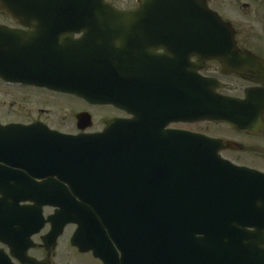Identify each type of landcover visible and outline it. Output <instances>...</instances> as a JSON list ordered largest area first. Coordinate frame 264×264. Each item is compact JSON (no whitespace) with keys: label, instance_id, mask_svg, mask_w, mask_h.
Returning <instances> with one entry per match:
<instances>
[{"label":"flooded vegetation","instance_id":"flooded-vegetation-1","mask_svg":"<svg viewBox=\"0 0 264 264\" xmlns=\"http://www.w3.org/2000/svg\"><path fill=\"white\" fill-rule=\"evenodd\" d=\"M105 1L127 11L165 0ZM174 4L207 6L230 26L231 37L223 40L219 31L190 29L187 15L163 14L133 16L135 30L118 22L129 16H55L56 21L77 22L73 30L57 35L35 30L37 21L49 18H19L0 10V25L7 29L0 32V204L11 193L25 212L11 222L8 235L0 233V252L13 263L24 264L26 248L27 256L42 264H128L127 255L106 228L99 239H82V249L73 243L79 229L76 221L66 223L54 240L48 238L65 220L58 198H73L72 210L81 202L58 173L63 160L56 157V135L105 134L110 121L136 119L140 127L157 130L159 126L164 132L223 141L228 145L219 149V157L264 175V0H179ZM212 53L231 54V65L201 57ZM84 84L95 97L85 98L64 88ZM190 84L202 85L194 89V98L207 95L219 107L248 116L250 127L190 114ZM148 147L156 150V146ZM99 177L94 179L109 182L104 187L117 189L104 194L121 198L128 193L121 175ZM81 183L89 189V181ZM56 184L67 191H56ZM150 187L156 196L155 178ZM105 207L112 213L113 203ZM97 211L91 209L96 219L104 218ZM36 224L39 230L29 235ZM94 243L106 255L89 249ZM154 259L160 262L144 264L173 260L169 255Z\"/></svg>","mask_w":264,"mask_h":264},{"label":"water","instance_id":"water-1","mask_svg":"<svg viewBox=\"0 0 264 264\" xmlns=\"http://www.w3.org/2000/svg\"><path fill=\"white\" fill-rule=\"evenodd\" d=\"M176 1L179 0H165L126 11L105 0H0V9L19 18H49L37 21V26L44 28L36 27L35 30L57 35L73 30L77 22L56 21L52 19L55 16H129L118 22L128 23L127 29L135 30L133 16L163 14L187 15L190 29L219 31L223 40L231 37L230 26L207 6L175 5ZM84 23L87 21L81 22ZM5 30V26L0 25V32ZM201 57L204 60L218 58L228 67L232 55L212 53ZM64 88L73 89L85 98L95 97L85 84ZM189 88L190 114L203 119H225L240 128L250 127L248 116L219 107L220 103L207 99V95L204 99L194 98L192 95L197 94L193 91L202 88L201 84H190ZM139 127L136 119L113 120L105 134L56 135V157L60 155L63 160L58 173L81 202L72 210L69 203L73 198H58L59 213L65 220L48 238L54 240L66 223L76 221L79 229L73 237L75 245L82 249V239H99L106 228L127 255L128 264L160 262L154 257L164 255L173 258L172 261L163 260L164 264H264V208L261 204L264 203V175L236 167L219 157V149L228 145L223 141L176 131L164 132L159 126L157 130L149 126V129L140 127L139 130ZM27 139L30 141L29 135ZM149 145L156 146V150ZM105 175H121L128 193L121 198L104 194L117 190L103 186L109 182L94 179L96 176L102 179ZM152 178L158 185L156 196L152 195L150 187ZM85 181H89V189L82 188L81 182ZM56 191L67 190L62 184H56ZM167 191L170 195H166ZM86 192H90L89 197ZM134 192L139 194L134 195ZM7 194L0 204V233L6 234L14 219L25 216L20 200ZM98 202L103 206H94ZM108 203H113L112 213L105 207ZM92 208L102 210L97 213L104 218L101 216L97 220ZM38 225L29 235L39 230ZM89 249L97 255H106L99 243L91 244ZM23 256L24 264H42L28 257L26 248ZM0 264L15 263L0 252Z\"/></svg>","mask_w":264,"mask_h":264}]
</instances>
